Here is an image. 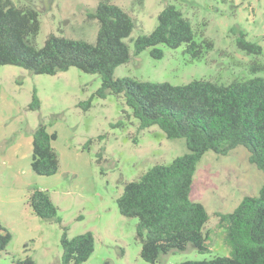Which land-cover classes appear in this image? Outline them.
Segmentation results:
<instances>
[{"label": "rangeland", "instance_id": "374dc122", "mask_svg": "<svg viewBox=\"0 0 264 264\" xmlns=\"http://www.w3.org/2000/svg\"><path fill=\"white\" fill-rule=\"evenodd\" d=\"M13 1L31 2L38 9L40 30L35 44L39 47L51 34L96 40L99 22L90 14L102 0ZM110 1L135 20L126 38L132 57L116 68V77L172 84L195 79L228 84L236 79L264 77V0ZM167 3L175 4L191 21L197 41L204 44L200 58H193L184 45H158L164 51L161 58L152 56V48L133 54L134 39L155 29ZM240 31L247 40L262 46L261 54L238 46ZM205 40L213 46L207 47ZM101 83L100 74L77 67L52 75L35 74L17 65L0 66V155L18 136L27 137L40 123L57 132L54 144L61 159L59 171L52 176L33 175L34 187L41 180V185L50 188L62 218V224L43 219L42 226L31 234L13 233L0 264H29L27 257L36 264H62V225L68 227L70 238L93 232L95 249L82 264H179L230 254L218 213L232 211L246 195L258 194L264 183V172L250 162L249 150L239 146L227 155L208 151L198 163L191 197L201 201L209 213V251L201 253L189 244L186 250L162 254L156 263L147 262L137 238L138 218L122 215L117 198L126 182L138 179L155 164L172 162L188 148L184 138L170 139L157 125L141 130L139 120L128 116L131 109L123 96L96 95ZM35 92L41 101L39 109L29 107ZM89 99L91 105L85 108Z\"/></svg>", "mask_w": 264, "mask_h": 264}, {"label": "trees", "instance_id": "16d2710c", "mask_svg": "<svg viewBox=\"0 0 264 264\" xmlns=\"http://www.w3.org/2000/svg\"><path fill=\"white\" fill-rule=\"evenodd\" d=\"M90 15L99 22L94 42L51 34L39 47L35 44L40 30L38 9L31 2L0 0V66L17 65L35 74L53 75L71 67L98 73L102 83L96 95L123 96L131 109L128 116L139 120L141 130L157 125L170 139L184 138L187 152L168 164H155L138 179L126 182L117 204L122 215L138 218L137 238L145 261L156 263L162 254L186 250L189 244L201 253L208 252L209 213L201 201L191 197L194 175L206 152L227 155L239 146L249 150L250 162L264 172V77L236 79L228 84L207 79L172 84L116 77V68L132 57L126 38L131 35L135 20L110 0L100 1ZM205 41L207 47L213 46L211 41ZM160 44L171 48L184 45L195 59L204 53V44L197 41L191 21L172 3L159 13L158 24L151 33L134 39L133 54L152 48V56L161 58L164 51L158 47ZM237 44L249 53H262V46L247 40L242 31ZM257 69L253 67L254 71ZM91 101H85V108ZM40 106L35 92L29 107ZM57 137L46 123L34 129L31 168L35 174L52 176L59 171L61 159L53 146ZM28 204L40 218L62 224L48 190L34 187ZM218 216L230 254L179 264H264V183L258 194L246 195L232 211L220 212ZM62 227V264L87 261L95 249L93 232L70 238L68 227ZM13 237L0 221V257ZM25 261L36 264L31 257Z\"/></svg>", "mask_w": 264, "mask_h": 264}, {"label": "crops", "instance_id": "0c3cea01", "mask_svg": "<svg viewBox=\"0 0 264 264\" xmlns=\"http://www.w3.org/2000/svg\"><path fill=\"white\" fill-rule=\"evenodd\" d=\"M33 131L27 137L18 136L13 145L0 155V221L12 233L31 234L43 224V219L28 204V197L36 185L31 168ZM53 146L56 148L54 142ZM39 182L35 187L50 190L48 186L41 185V180Z\"/></svg>", "mask_w": 264, "mask_h": 264}]
</instances>
